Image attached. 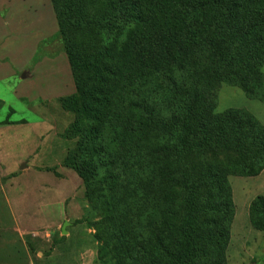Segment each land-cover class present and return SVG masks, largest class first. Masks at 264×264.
<instances>
[{
    "label": "trees",
    "instance_id": "16d2710c",
    "mask_svg": "<svg viewBox=\"0 0 264 264\" xmlns=\"http://www.w3.org/2000/svg\"><path fill=\"white\" fill-rule=\"evenodd\" d=\"M50 1L57 35L92 38L89 51L66 50L75 91L58 102L77 118L64 167L84 181L100 258L227 264L229 178L263 171L264 126L246 111L218 113L214 91L264 103V0H99L103 17L84 0ZM221 150L238 160L206 158ZM249 220L264 231V196Z\"/></svg>",
    "mask_w": 264,
    "mask_h": 264
},
{
    "label": "rangeland",
    "instance_id": "374dc122",
    "mask_svg": "<svg viewBox=\"0 0 264 264\" xmlns=\"http://www.w3.org/2000/svg\"><path fill=\"white\" fill-rule=\"evenodd\" d=\"M80 6L104 16L99 0ZM58 31L50 0H0V264H111L100 258L92 224L99 219H85L84 181L64 167L75 141L63 135L77 118L58 102L75 91L66 50L89 51L92 38L87 32L62 36ZM75 78L81 80L76 73ZM214 93L218 113L246 111L264 126L263 102L222 84ZM206 158L238 160L225 150ZM229 182L236 215L227 264H264V231L249 220L252 202L264 196V169Z\"/></svg>",
    "mask_w": 264,
    "mask_h": 264
},
{
    "label": "crops",
    "instance_id": "0c3cea01",
    "mask_svg": "<svg viewBox=\"0 0 264 264\" xmlns=\"http://www.w3.org/2000/svg\"><path fill=\"white\" fill-rule=\"evenodd\" d=\"M30 75H28V77H29ZM28 77H26V78H28Z\"/></svg>",
    "mask_w": 264,
    "mask_h": 264
},
{
    "label": "water",
    "instance_id": "95a60500",
    "mask_svg": "<svg viewBox=\"0 0 264 264\" xmlns=\"http://www.w3.org/2000/svg\"><path fill=\"white\" fill-rule=\"evenodd\" d=\"M22 169H24V168H22ZM65 233H66V231H65Z\"/></svg>",
    "mask_w": 264,
    "mask_h": 264
}]
</instances>
